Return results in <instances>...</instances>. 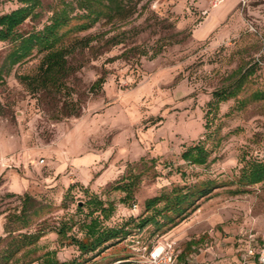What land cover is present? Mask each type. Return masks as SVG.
Listing matches in <instances>:
<instances>
[{
    "label": "rangeland",
    "instance_id": "1",
    "mask_svg": "<svg viewBox=\"0 0 264 264\" xmlns=\"http://www.w3.org/2000/svg\"><path fill=\"white\" fill-rule=\"evenodd\" d=\"M41 1L39 16L22 32L48 22L57 0ZM22 5L0 0V15ZM80 37L89 44L80 43L68 57L72 95L26 87L21 77L37 72L42 55L36 52L0 77V237L6 215L28 193L59 208L45 219L40 252L56 251L61 261L113 264L135 257L133 236L101 254L80 256L75 242L58 237L61 218L73 217L77 224L68 234L81 238L96 200L114 208L103 224L121 226L141 213L145 200L176 185L232 178L242 156L264 160V100L238 110L230 99L217 113L209 110L213 92L240 71L251 80L239 99L264 91V0H138L128 20L98 23ZM8 47L0 41V67ZM102 74L104 83L92 91ZM70 100L81 105L78 116L62 114ZM217 133L219 144L206 141L207 164L181 158ZM133 178L129 198L118 187ZM233 187L214 190L174 225L155 230L148 224L144 235L155 232L153 241L173 244L177 264H260L264 183L240 194L229 192ZM249 245L255 254L246 257Z\"/></svg>",
    "mask_w": 264,
    "mask_h": 264
},
{
    "label": "trees",
    "instance_id": "2",
    "mask_svg": "<svg viewBox=\"0 0 264 264\" xmlns=\"http://www.w3.org/2000/svg\"><path fill=\"white\" fill-rule=\"evenodd\" d=\"M23 5L0 15V41L7 42L9 47L0 67L2 74H9L12 69L29 59L35 52L41 54L38 70L33 75L21 77L23 83L31 92L50 91L54 94L68 96L71 88L68 84L73 67L69 63L71 55L77 46L89 39L80 37V34L96 26L98 23H114L126 21L136 13L138 0H57L51 9L48 22L42 29L22 32L21 26L29 19L39 16L38 9L42 6L41 0H22ZM235 74V73H234ZM232 76L229 85L213 92L216 101L209 102V110L214 108L216 113L222 102L230 99L237 100L236 108L243 110L251 102L264 100V91L255 89L249 97L239 99L247 91L250 82L249 74L237 73ZM106 78L102 74L91 86V90L101 88ZM81 105L74 100L65 101L62 114L78 116ZM208 126V125H207ZM219 130V129H218ZM207 135L205 140H199L186 148L181 158L192 165L201 166L208 162L211 149L206 146V141L213 140L219 144L220 137L217 133ZM238 172L229 179L218 182L215 179L198 181L192 185L174 186L170 191L162 192L144 202V208L137 216L121 226H106L103 220L109 219L113 212V205L101 200L94 202L95 208L89 214V221H83L81 228L83 237L77 238L68 234L72 231L77 221L73 217L61 218L55 231L61 241L75 242L80 256L88 254H101L120 240L130 236H139L149 241L144 235V228L153 224L155 230L165 225H174L178 220L195 209L199 201L212 194L218 188L235 186L230 189L232 194L245 193L252 186L264 183V160L252 156H242ZM135 178L129 179L118 188L133 197ZM58 206L42 203L28 193L21 197V205L6 215L4 225L5 236L0 237L4 246L0 249V264H85V260L61 261L56 251L40 252L38 243L47 233L43 226L48 215L58 210ZM94 213L98 215L94 216ZM129 258L116 259L113 264L128 262Z\"/></svg>",
    "mask_w": 264,
    "mask_h": 264
},
{
    "label": "built area",
    "instance_id": "3",
    "mask_svg": "<svg viewBox=\"0 0 264 264\" xmlns=\"http://www.w3.org/2000/svg\"><path fill=\"white\" fill-rule=\"evenodd\" d=\"M153 240L155 239L145 241L139 236H133L130 242L135 257L129 258L128 262L133 264H177V253L173 244ZM254 254L253 247L249 245L246 257H251ZM258 260L260 264H264V249L258 253Z\"/></svg>",
    "mask_w": 264,
    "mask_h": 264
},
{
    "label": "crops",
    "instance_id": "4",
    "mask_svg": "<svg viewBox=\"0 0 264 264\" xmlns=\"http://www.w3.org/2000/svg\"><path fill=\"white\" fill-rule=\"evenodd\" d=\"M219 9H221V7H220ZM219 9H217V10H219ZM226 13H227V10H226V12H224L223 14H226Z\"/></svg>",
    "mask_w": 264,
    "mask_h": 264
}]
</instances>
